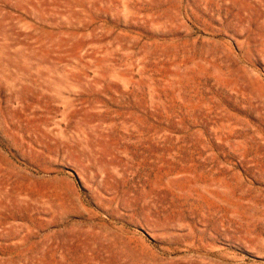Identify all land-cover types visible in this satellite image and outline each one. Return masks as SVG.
<instances>
[{
	"label": "rangeland",
	"instance_id": "rangeland-1",
	"mask_svg": "<svg viewBox=\"0 0 264 264\" xmlns=\"http://www.w3.org/2000/svg\"><path fill=\"white\" fill-rule=\"evenodd\" d=\"M0 264H264V0H0Z\"/></svg>",
	"mask_w": 264,
	"mask_h": 264
}]
</instances>
